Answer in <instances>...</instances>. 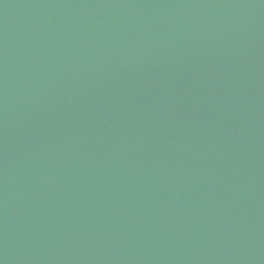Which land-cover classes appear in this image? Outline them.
Wrapping results in <instances>:
<instances>
[{
    "label": "water",
    "instance_id": "1",
    "mask_svg": "<svg viewBox=\"0 0 264 264\" xmlns=\"http://www.w3.org/2000/svg\"><path fill=\"white\" fill-rule=\"evenodd\" d=\"M0 264H264V0H0Z\"/></svg>",
    "mask_w": 264,
    "mask_h": 264
}]
</instances>
